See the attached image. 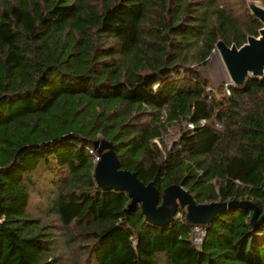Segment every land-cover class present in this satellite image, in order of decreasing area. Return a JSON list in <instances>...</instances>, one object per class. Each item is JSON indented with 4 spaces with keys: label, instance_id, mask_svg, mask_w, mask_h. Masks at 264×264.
<instances>
[{
    "label": "trees",
    "instance_id": "1",
    "mask_svg": "<svg viewBox=\"0 0 264 264\" xmlns=\"http://www.w3.org/2000/svg\"><path fill=\"white\" fill-rule=\"evenodd\" d=\"M261 26L246 0H0V264H65L58 235L76 264H264V74L228 94L201 72L217 39L239 46ZM100 135L159 192L251 199L256 222L222 210L200 244L180 209L149 222L97 186Z\"/></svg>",
    "mask_w": 264,
    "mask_h": 264
},
{
    "label": "water",
    "instance_id": "2",
    "mask_svg": "<svg viewBox=\"0 0 264 264\" xmlns=\"http://www.w3.org/2000/svg\"><path fill=\"white\" fill-rule=\"evenodd\" d=\"M250 12L261 22L258 35L250 34L241 45H228L223 39H217L215 48L225 64L231 84L240 85L246 78L264 74V6L256 0H247ZM97 160L94 166V179L102 189L126 191L129 204L139 202L146 220L153 224H167L174 219L178 209L184 213L190 223H208L222 210L232 207L252 209L251 221L256 222L258 205L251 199L213 200L196 202L192 194L183 185L171 183L161 192L152 181L144 182L135 171L122 168L111 140L100 135L94 140Z\"/></svg>",
    "mask_w": 264,
    "mask_h": 264
},
{
    "label": "rangeland",
    "instance_id": "3",
    "mask_svg": "<svg viewBox=\"0 0 264 264\" xmlns=\"http://www.w3.org/2000/svg\"><path fill=\"white\" fill-rule=\"evenodd\" d=\"M247 2V0H246ZM256 2L262 4L264 6V2L262 0H256ZM239 4V2H237ZM240 5V4H239ZM247 7L249 8L248 4ZM243 10V8L241 9ZM250 10V9H249ZM259 33L255 34L258 35ZM246 41V40H245ZM201 72L203 75L208 79L209 85L213 90L221 85L222 82L228 81L229 75L227 72V69L225 67V64L220 56V53L217 49H213L212 53L210 54V57L208 59V63L206 67H204ZM178 136V131L175 127L170 126L168 130L163 134L162 139L165 142L166 145H170L173 140ZM159 145L162 146V141L158 140V138H155ZM96 151V149H95ZM95 160H97V151L95 155ZM35 196L31 205L30 210L35 213L39 214L44 211L46 200H44L45 194L41 192L35 191ZM195 225H201V223H194ZM192 238H196V236L193 234ZM59 240V241H58ZM56 244L60 245L61 247L58 248L61 254V260L65 264H76L75 256H69L70 252L72 251V248H70L65 240V237L62 235H58ZM197 241V240H196Z\"/></svg>",
    "mask_w": 264,
    "mask_h": 264
},
{
    "label": "built area",
    "instance_id": "4",
    "mask_svg": "<svg viewBox=\"0 0 264 264\" xmlns=\"http://www.w3.org/2000/svg\"><path fill=\"white\" fill-rule=\"evenodd\" d=\"M229 80L228 81H225V85H224V88L226 90V93H230V90H229ZM208 89H212L210 86H207ZM202 122L204 121V119L201 120ZM188 125L192 128L193 127V123L189 122ZM195 235L196 238H192L193 242L195 244H200L201 241H202V238H203V235H204V230L202 228L201 225H194L193 229H192V232H191V237L192 235ZM197 240V241H196Z\"/></svg>",
    "mask_w": 264,
    "mask_h": 264
}]
</instances>
